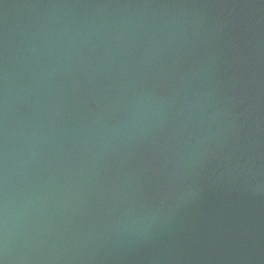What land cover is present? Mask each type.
<instances>
[{
	"label": "water",
	"instance_id": "obj_1",
	"mask_svg": "<svg viewBox=\"0 0 264 264\" xmlns=\"http://www.w3.org/2000/svg\"><path fill=\"white\" fill-rule=\"evenodd\" d=\"M0 264H264V0H0Z\"/></svg>",
	"mask_w": 264,
	"mask_h": 264
}]
</instances>
